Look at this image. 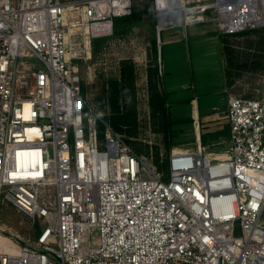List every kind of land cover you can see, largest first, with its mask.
Segmentation results:
<instances>
[{
  "label": "built area",
  "instance_id": "built-area-1",
  "mask_svg": "<svg viewBox=\"0 0 264 264\" xmlns=\"http://www.w3.org/2000/svg\"><path fill=\"white\" fill-rule=\"evenodd\" d=\"M132 7L0 0V215L47 220L24 244L0 224V264H264V97H229L228 155L174 147L166 174L86 109L79 62ZM188 8L185 28L208 12L223 33L264 27V0Z\"/></svg>",
  "mask_w": 264,
  "mask_h": 264
},
{
  "label": "rangeland",
  "instance_id": "rangeland-1",
  "mask_svg": "<svg viewBox=\"0 0 264 264\" xmlns=\"http://www.w3.org/2000/svg\"><path fill=\"white\" fill-rule=\"evenodd\" d=\"M184 1L187 2L188 6H192L196 5V3H208L213 0ZM172 11L173 9L170 8L167 14H170ZM208 13L207 15L210 18L206 21L207 26H202L210 28L216 27L218 29L216 21L211 20V18L215 17V14ZM157 26L158 15L156 9L154 18L146 15L138 23L124 31L121 39L117 41H110L109 43L99 41L97 44L93 43V40L91 41L92 59L79 62L81 77L86 86L89 99L102 93L103 80H106L108 76L111 77L118 74V60L120 58L132 57L136 60L139 67L136 88L139 106L141 107L139 108L141 113L140 118L147 119L144 114L149 115L148 107L146 106L148 99L146 69L148 61L147 52L151 38L156 35L159 49L163 45L162 40L168 30L182 28V31L186 33L184 24L170 25L161 30V38L158 39ZM186 36L185 34V38H187ZM189 39H191L192 59H190L189 53H186L185 58H183V55H178L173 66L168 71H166L167 65L162 77V87L168 95L167 106L172 122L170 130L173 132L172 139L175 147L196 150V121L202 120L203 129L206 130L207 138L212 142L214 136L210 132L214 127L220 126L223 121L221 113L227 100L228 86L225 80L224 60L222 61L223 55L219 37H215V39L213 36L200 38L196 40L198 45H196L193 36H190ZM240 40L241 42L244 41L242 39ZM242 50L243 52H250L249 48H242ZM160 56L162 59V48L160 50ZM29 57L30 53L25 51L23 60L25 61ZM23 63V61L20 62L21 65ZM194 96L200 98L201 108L199 113L197 112L198 106L196 103H191L192 97ZM230 96L264 97V71L247 70L241 73V76L237 77L231 89ZM213 105H215L214 108L212 107ZM140 139L145 142L149 141L151 146H155L153 144H159L160 151L164 152L162 135L152 131L151 127H146L145 131H142ZM211 142L207 145V150L213 151L218 155H228L227 149L230 146V139L226 140L225 138L223 142L225 145L221 147L220 145H212ZM262 222H264V215ZM0 224L6 231L18 235L23 242L22 244H24L26 241L36 239L40 230L47 225V220L44 217L38 216L37 221L33 222L30 217L20 211L14 204L3 200ZM96 231L95 229L93 233L97 235L95 233Z\"/></svg>",
  "mask_w": 264,
  "mask_h": 264
},
{
  "label": "trees",
  "instance_id": "trees-1",
  "mask_svg": "<svg viewBox=\"0 0 264 264\" xmlns=\"http://www.w3.org/2000/svg\"><path fill=\"white\" fill-rule=\"evenodd\" d=\"M154 18L156 15L154 0H133L132 13L126 16L116 17L114 20V33L112 36L94 39L93 43L117 41L121 39L124 31L138 23L145 16ZM222 51L225 59V75L228 88L231 90L237 77L247 70L264 71V27L246 29L239 32L220 33ZM244 40L241 42V40ZM241 43H243L241 45ZM242 48H249L250 52H243ZM240 49V50H239ZM147 83L148 107L147 119L140 118L141 113L137 96L136 81L138 75V63L132 57H123L118 60V74L108 76L102 81L103 91L94 98L89 99L87 89L82 80V95L97 115L101 116L111 126L124 135L126 141L138 152L150 156L157 164L159 170L167 173L168 158L172 148L173 132L170 130L171 119L167 106V92L162 87L163 71L159 62V49L157 37L151 38L147 52ZM80 66V65H79ZM253 97V96H244ZM255 97V96H254ZM149 118V120H148ZM149 121V122H148ZM151 127L152 131L162 135L164 152L160 151V145L145 142L140 139L142 131ZM98 130L103 136L105 126L98 120ZM225 128L224 133H228ZM212 135L219 136L220 132H213ZM202 145L207 147L209 140L207 133H201ZM155 148V149H154Z\"/></svg>",
  "mask_w": 264,
  "mask_h": 264
},
{
  "label": "crops",
  "instance_id": "crops-1",
  "mask_svg": "<svg viewBox=\"0 0 264 264\" xmlns=\"http://www.w3.org/2000/svg\"><path fill=\"white\" fill-rule=\"evenodd\" d=\"M201 25V26H200ZM205 25L207 26L206 22H194L189 24L185 30L186 33H184L182 31V28L179 29H174V30H168L165 37L162 40L163 45L160 46L159 48V62L161 64V71H163L164 73V69L165 67L168 65L166 71L170 70V67L173 66L174 61L176 60L178 55H183V58H185L186 53H189V57L190 59H192V55H191V39L190 36H193L195 39V43L196 45H198V42L196 40L200 39V38H205V37H219L220 39V43H221V51H222V41H221V37H220V33H223L221 31H219V29H217L216 27L210 28V27H205L202 26ZM167 28V27H166ZM165 29V28H163ZM191 30V31H189ZM211 33V34H210ZM185 34L187 35L185 38ZM213 34V35H212ZM187 39V40H186ZM162 48V59L160 56V50ZM222 55H223V51H222ZM222 61L224 60V72H225V59L224 56L222 57ZM166 59V62H165ZM163 65V66H162ZM225 80H226V75H225ZM231 94V90L228 88V96H227V100L225 102L223 111L221 113V116L223 117V121L221 123L220 126L214 127L212 129V131L210 133L213 132H220L219 136L216 135H212L214 136L212 139V142L209 141V143L211 142L212 145H220L223 146L225 145L223 142L226 140L230 139V129L228 133H224L225 128H229V123L226 117V112H227V107H228V99L230 97ZM192 104L196 103V105L198 106V113L200 111V98L198 96H194L192 97ZM213 108L215 107V105L212 106ZM201 115V113H200ZM202 120H198L196 121V141H197V147L199 144L202 145V139H201V133L205 132L206 130L203 129V125H202ZM206 133V132H205ZM209 140V139H208ZM214 143V144H213ZM203 146V145H202Z\"/></svg>",
  "mask_w": 264,
  "mask_h": 264
},
{
  "label": "bare ground",
  "instance_id": "bare-ground-1",
  "mask_svg": "<svg viewBox=\"0 0 264 264\" xmlns=\"http://www.w3.org/2000/svg\"><path fill=\"white\" fill-rule=\"evenodd\" d=\"M172 8L173 11L167 14V11ZM158 11H159V21L158 27L160 30L166 28L170 25H178L188 18L187 14L190 8L187 7L184 0H158ZM3 236L0 235V240Z\"/></svg>",
  "mask_w": 264,
  "mask_h": 264
},
{
  "label": "water",
  "instance_id": "water-1",
  "mask_svg": "<svg viewBox=\"0 0 264 264\" xmlns=\"http://www.w3.org/2000/svg\"><path fill=\"white\" fill-rule=\"evenodd\" d=\"M157 15H158V18H159V11L158 10H157ZM158 21H159V19H158ZM157 31H158V39H160L161 38V30L159 29L158 26H157Z\"/></svg>",
  "mask_w": 264,
  "mask_h": 264
}]
</instances>
